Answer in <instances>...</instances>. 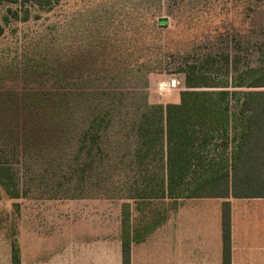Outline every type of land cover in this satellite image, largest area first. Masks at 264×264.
Masks as SVG:
<instances>
[{"label":"rangeland","instance_id":"374dc122","mask_svg":"<svg viewBox=\"0 0 264 264\" xmlns=\"http://www.w3.org/2000/svg\"><path fill=\"white\" fill-rule=\"evenodd\" d=\"M162 18L168 23L158 26ZM0 23V156L12 176L0 184V229L15 238L30 221L47 237L70 236L83 216L99 225L105 216L114 240H139L164 224L186 190L167 193L164 150L146 147L143 115L180 101L188 63L216 57L204 71L231 89L264 67V0H53L45 7L2 0ZM238 95L230 97L235 113ZM75 96L78 114L112 115L92 151L79 129L42 130V117ZM15 103L24 113L19 122L6 108ZM236 121L227 146L217 134L219 147L207 148L218 164L230 162Z\"/></svg>","mask_w":264,"mask_h":264},{"label":"trees","instance_id":"16d2710c","mask_svg":"<svg viewBox=\"0 0 264 264\" xmlns=\"http://www.w3.org/2000/svg\"><path fill=\"white\" fill-rule=\"evenodd\" d=\"M21 1L41 7L50 6L53 2ZM167 23L168 20L162 18L157 25ZM3 31L4 26L0 23V35ZM225 59L223 64L228 67V56ZM218 61L216 57L210 56L201 64L188 63L183 70L186 88L180 92V101L170 102L165 106H151L157 110L145 113L138 126L148 149L159 143L164 150L168 194H178L185 187L186 197L225 199L222 216L223 263L231 264L230 203L226 199L231 196H264V67L251 68L248 73L249 81L244 83L240 80L231 89L227 82L214 79L204 71L207 64H216ZM243 86L248 88L240 89ZM82 93L89 97L90 91L84 90ZM236 94L240 96L237 113L232 111L230 103V97ZM109 98L101 96L99 100ZM13 101L17 102V99ZM107 103H99L98 106L104 108L109 106ZM79 106L77 97L76 100L69 98L61 101L59 109L52 106L53 114L42 117V130L46 133L53 130L56 134L57 131H70L69 127L71 130L79 129L80 143L86 144L89 141L92 151L97 148L103 133L112 122V115L106 110L92 116H86L82 112L78 114ZM6 108H10L13 114L11 122H19L24 116L18 103ZM3 110L4 108L0 112ZM237 119L240 121L241 131L232 140L235 145L230 162L218 164L216 158H208L207 148L212 144L219 147L215 144L217 134H222L221 141L227 146L229 127ZM23 124L24 122L15 125L22 128ZM11 180V168L1 161L0 156V184L7 187ZM161 189L165 191L164 185ZM151 193L153 189L148 194ZM131 240L128 234L122 236V264H131ZM12 264H21L17 246L12 251Z\"/></svg>","mask_w":264,"mask_h":264},{"label":"crops","instance_id":"0c3cea01","mask_svg":"<svg viewBox=\"0 0 264 264\" xmlns=\"http://www.w3.org/2000/svg\"><path fill=\"white\" fill-rule=\"evenodd\" d=\"M226 200L230 203L231 264H264V196ZM224 201L186 197L176 209L167 211L164 224L131 240V264H224ZM95 222L83 216L72 224L70 236L53 238L41 234L40 223L33 228L31 221L17 238L0 229V264H12L14 246L21 264H122V237L112 239L105 216L101 225Z\"/></svg>","mask_w":264,"mask_h":264}]
</instances>
